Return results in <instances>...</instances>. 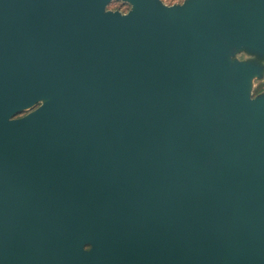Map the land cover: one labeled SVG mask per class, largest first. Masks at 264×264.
Segmentation results:
<instances>
[{"label":"water","instance_id":"water-1","mask_svg":"<svg viewBox=\"0 0 264 264\" xmlns=\"http://www.w3.org/2000/svg\"><path fill=\"white\" fill-rule=\"evenodd\" d=\"M244 47L264 0H0V264H264Z\"/></svg>","mask_w":264,"mask_h":264},{"label":"rangeland","instance_id":"rangeland-1","mask_svg":"<svg viewBox=\"0 0 264 264\" xmlns=\"http://www.w3.org/2000/svg\"><path fill=\"white\" fill-rule=\"evenodd\" d=\"M185 0H161L165 5H179L182 4ZM109 11H120L121 13H126L130 10V6L122 1H113L107 7ZM231 61L233 62H244V63H253L258 68V74L251 78L250 81V97L252 99L259 98L264 96V55L259 54L258 52L252 51L249 48H242L237 51L232 57ZM40 106V103H36L34 106L16 113L13 118L18 119L22 118Z\"/></svg>","mask_w":264,"mask_h":264},{"label":"bare ground","instance_id":"bare-ground-1","mask_svg":"<svg viewBox=\"0 0 264 264\" xmlns=\"http://www.w3.org/2000/svg\"><path fill=\"white\" fill-rule=\"evenodd\" d=\"M43 101H45V99H44ZM32 105H33V104H32ZM32 105H30V106H28V107L24 108V110H25V109H28V108H29V107H31Z\"/></svg>","mask_w":264,"mask_h":264}]
</instances>
